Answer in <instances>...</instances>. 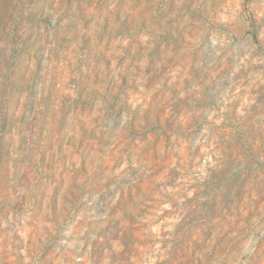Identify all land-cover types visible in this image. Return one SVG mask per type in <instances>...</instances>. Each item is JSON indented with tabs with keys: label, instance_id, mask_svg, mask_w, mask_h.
Wrapping results in <instances>:
<instances>
[{
	"label": "rangeland",
	"instance_id": "374dc122",
	"mask_svg": "<svg viewBox=\"0 0 264 264\" xmlns=\"http://www.w3.org/2000/svg\"><path fill=\"white\" fill-rule=\"evenodd\" d=\"M0 264H264V0H0Z\"/></svg>",
	"mask_w": 264,
	"mask_h": 264
}]
</instances>
